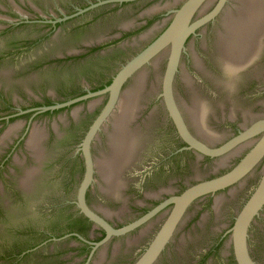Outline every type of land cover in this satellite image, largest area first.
I'll list each match as a JSON object with an SVG mask.
<instances>
[{
    "label": "flooded vegetation",
    "instance_id": "af4514ba",
    "mask_svg": "<svg viewBox=\"0 0 264 264\" xmlns=\"http://www.w3.org/2000/svg\"><path fill=\"white\" fill-rule=\"evenodd\" d=\"M186 1L0 0V195L12 196V202L2 201L0 208L7 221L30 234L20 259L29 264H134L171 215L174 202L161 205L200 181L228 173L258 142L260 133H254L221 157L190 147L166 105L164 70L160 92H140L134 116L127 118L134 148L120 167L117 189L107 190L103 165L113 151L115 123L123 120L119 114L123 96L146 68H158L165 57L167 67L172 43L128 78L109 112L110 92L90 94L111 85L125 65L168 29ZM236 11V0L200 4L190 19L173 81V96L190 133L211 147L222 146L261 119H249L247 111L246 120L233 101L236 93L246 100L264 95V76L258 73L264 46L235 75L224 68L220 57L224 18ZM37 25L44 27L39 36ZM109 69L113 72L108 79L96 84L94 79ZM187 78L200 96L233 105L230 114L213 116L217 126H229V136L220 134V140L209 143L187 119L180 106L181 101L188 105L192 101ZM255 103L258 108L264 105V101ZM225 156L232 163L223 171L191 182L177 176L181 167H208ZM259 164L224 190L194 201L154 264H239L230 229L262 174L244 202L236 206L232 201L256 178ZM88 178L82 204L79 192ZM93 216L115 231L132 228L110 235ZM263 226L264 206L248 229L249 255L256 264H264L256 251ZM204 239L214 244H201ZM56 245L62 247L55 249Z\"/></svg>",
    "mask_w": 264,
    "mask_h": 264
},
{
    "label": "water",
    "instance_id": "95a60500",
    "mask_svg": "<svg viewBox=\"0 0 264 264\" xmlns=\"http://www.w3.org/2000/svg\"><path fill=\"white\" fill-rule=\"evenodd\" d=\"M203 1L204 0H187L184 5L176 11V16L168 29L152 45H150L149 48L125 65L115 76L111 85L101 91L90 94L96 95L104 92H110L112 94V100L107 107L106 113L109 112L114 105L116 95L122 90V87L128 78L141 68V65L149 60L153 54L157 53L169 43H172L173 47L167 67L165 68L167 61V58L165 57L162 59V63L158 68H146L144 72H141L137 76L136 83L133 87L128 89L123 96L119 112L120 117H122L123 120H119L115 123L111 139L113 151L111 153V157L105 159V163L103 165V171L105 173L104 179L108 184L107 190L109 192H115L117 189L116 184L119 177L120 167L127 162L126 158L130 155L132 147L134 148L132 133L129 131L130 129L128 127V123L126 122L127 118L134 116V107L138 97L141 95L140 92H160L161 81L159 80V76L163 74L164 70L163 95L166 105L182 137L187 141L190 147L194 148L203 155L221 157L235 145L246 140L254 133H260L259 140L246 157H244L241 162L228 173L217 176L213 179L200 181L199 183L190 186L181 195L175 196L161 205L160 207H163L170 202H174L171 215L161 227L145 252L134 262V264H154L170 241L187 208L194 201L209 194H216L217 192L231 186L246 176V174L255 165L260 163L257 169L258 175H256V178L249 180L243 192L232 201V203L236 206L244 202L252 191L253 184H255V182H257V180L261 177L259 174H262L260 183L245 203L242 210L239 212L233 227L230 229L235 254L239 264H256L250 258L247 237L251 221L259 214L260 210L264 206V118H262L264 116V105L259 106V108L255 107V102L258 100L262 102L264 101V95H260L254 100H246L244 96L239 98V93H236V101L234 100L233 102L236 107L242 110V113L244 112L245 119L247 120L248 117L246 113L247 111L251 112L249 119L255 116L261 119L255 121L250 128H247L244 132H241L239 135L235 136L233 139L220 147L208 146L190 133L184 117L178 109L173 96V81L178 69V61L183 40L188 34L190 19ZM236 2L237 11L229 12L225 16L223 21L224 29L219 36V52L223 66L229 73L234 75L255 57H257L260 51L263 50L264 46V0H236ZM35 28L36 36L41 35L44 27L37 25ZM112 72V69H109L106 74L95 78L94 82L96 84L105 82ZM258 73L264 76V58L262 59L261 67ZM186 82L193 89L192 101L189 105L181 101L180 106L185 110L187 119L193 126H195L196 131L209 143H214L220 140L222 138L221 135L223 138L229 136L232 133V130L228 129L229 126H223V124L217 126L214 123L213 116L220 119L221 116L230 114L233 105L227 106L221 99L216 100L211 96H200L194 89L192 80L187 78ZM240 93L242 94V91H240ZM154 97L156 96L154 95ZM235 116L240 117L239 114H235ZM103 118L104 115L92 127L86 143H88L95 130L99 127ZM209 127L213 128L214 131ZM118 134L120 136H118ZM230 156L222 157L217 160L216 165H209L208 167H205L204 165L193 167L192 169L181 167L177 172V176L181 181L191 182L196 178L210 175L214 171H223L225 165L232 163H229ZM150 163L151 162H149L148 165H150ZM24 182L28 183V180L24 179ZM90 182L91 179L88 178L80 189L79 198L82 204L84 203L86 188ZM2 201L12 202V196L0 195V206ZM225 201L226 200H224V203L228 202ZM217 203L218 205L221 203L220 198ZM93 217L107 227L110 235L113 233H125L132 228L126 227L120 231H115L103 220H100L95 216ZM262 229L263 232L258 233V236L261 237V244L256 250L258 251L260 257H264V226ZM30 240V234L26 228L7 221L0 208V264H29V260L20 259L18 255L19 252L28 245ZM201 244H205V246H212L214 244V240L204 239ZM61 247V245H56L55 249H60ZM49 249H54V245L46 248V250Z\"/></svg>",
    "mask_w": 264,
    "mask_h": 264
}]
</instances>
